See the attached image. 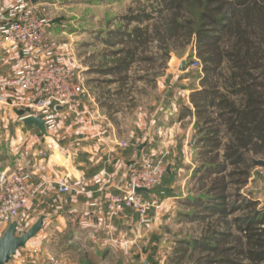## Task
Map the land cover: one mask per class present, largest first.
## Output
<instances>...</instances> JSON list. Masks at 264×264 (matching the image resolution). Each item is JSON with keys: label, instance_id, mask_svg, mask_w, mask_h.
Listing matches in <instances>:
<instances>
[{"label": "trees", "instance_id": "trees-1", "mask_svg": "<svg viewBox=\"0 0 264 264\" xmlns=\"http://www.w3.org/2000/svg\"><path fill=\"white\" fill-rule=\"evenodd\" d=\"M120 21L101 40L106 60L99 69L121 86L135 64L167 65L179 46L194 44L202 63L200 86L190 88L179 113L180 120L195 118L198 155L196 195L179 200L190 210L179 217L201 232L178 240L168 260L264 264V205L243 193L261 167L253 160H264V0H147Z\"/></svg>", "mask_w": 264, "mask_h": 264}, {"label": "crops", "instance_id": "crops-1", "mask_svg": "<svg viewBox=\"0 0 264 264\" xmlns=\"http://www.w3.org/2000/svg\"><path fill=\"white\" fill-rule=\"evenodd\" d=\"M14 1L0 0V8ZM49 31L52 37L53 24ZM102 38L96 41L102 42ZM86 45L92 43L88 41L83 44ZM66 47L55 44L57 53L86 79V86L74 108L59 109V124L49 136L23 122L34 113L27 92L0 88V187L17 168L29 166L30 185L36 192L17 219L19 232L45 216L42 230L27 248L18 251L17 259L25 258L27 249L38 245L41 255L64 258L67 264H102L91 251L104 264H144L146 259L150 264H173L167 259L154 261L152 250L155 242L151 239L156 231L153 223L157 218L162 220L164 212H153L151 223L141 224L131 209L111 217L104 203L108 194L124 186L127 165L143 151L156 148L157 132L170 129H156V120L153 115L150 118L149 112L141 116L136 96L139 86H121L117 75L101 73L92 54L88 59L73 49L66 54ZM25 63L36 64L38 60L25 57L11 42L0 45V80L12 77ZM114 84L117 86H111ZM187 119L195 124V118ZM160 139L165 145L172 142V136ZM187 145L194 149L192 144ZM168 174L172 176V170ZM61 180L80 190L60 194L57 184ZM160 187L145 192L146 198L159 197ZM77 242H83L84 250Z\"/></svg>", "mask_w": 264, "mask_h": 264}, {"label": "rangeland", "instance_id": "rangeland-1", "mask_svg": "<svg viewBox=\"0 0 264 264\" xmlns=\"http://www.w3.org/2000/svg\"><path fill=\"white\" fill-rule=\"evenodd\" d=\"M146 1L36 0V3L46 8L47 13L53 19L54 32L51 38L56 45L59 43L60 47L67 46L66 54L68 51L72 52L71 49L87 59L92 54V61L100 65L106 60L103 56L106 53V46L103 42L96 41V38L100 36L104 38L108 32L121 28L124 24L120 21L121 16L126 14L130 8H136L139 3ZM132 26L134 24L130 28ZM90 32L94 33L89 34ZM88 41L92 45L83 46ZM80 44L82 45L78 46ZM193 45L177 47L172 51L167 65L159 59L153 65L135 64L130 70L131 73L129 72L131 80L128 86H139L136 87L138 88L136 96L140 100L141 116L145 117L149 112L150 118L153 115V119L156 120V129H163V127L170 129L168 132L166 130L157 132L156 148L149 151L158 161H162L166 168L169 165L172 166V176L166 172L157 192L159 196L157 198L163 203L161 211L166 215L162 220L157 218L153 223L156 231L151 240L155 242V249L152 250L155 253L154 261L156 262L168 260L174 254L178 240L198 237L201 232L199 224L181 221L179 214L190 212V210L175 199L179 197L183 200L196 195L193 169L197 165L195 160L198 155L195 148L191 150L187 147L189 146L187 142L190 144L194 142L195 124L190 119L183 122L178 121L180 107L188 101L190 88L200 86L202 76V63L201 69L192 65L195 58ZM182 61H186L184 70L180 69ZM80 75L83 77L81 73ZM140 75L148 77L146 80H141L138 79ZM93 86L97 85L93 84ZM111 86H117V84ZM169 136H172V142L165 145L166 143L160 138ZM243 193L247 196L251 193L261 202V205H264L263 166H258L253 170L252 177ZM77 246L84 250L83 242H77ZM91 254L96 261L104 264L94 251H91Z\"/></svg>", "mask_w": 264, "mask_h": 264}, {"label": "built area", "instance_id": "built-area-1", "mask_svg": "<svg viewBox=\"0 0 264 264\" xmlns=\"http://www.w3.org/2000/svg\"><path fill=\"white\" fill-rule=\"evenodd\" d=\"M40 5L31 0H15L0 8V45L11 42L25 57L38 60L36 64L25 63L12 77L1 79L0 88L27 92L34 109V113L28 116L42 115L48 132H51L59 124V109L66 106L74 108L86 84L79 71L57 53L49 31L53 19L46 8ZM192 65L201 69V62L196 57ZM40 154L45 155L43 151ZM166 172L162 161H158L151 152L143 151L127 165L124 186L106 196L104 203L108 214L115 217L131 209L138 214L141 224L151 223V214L159 212L162 203L157 197L146 198L145 192L136 189L147 188L152 191L161 184ZM31 176L29 166H20L0 187V237L12 222L17 221L34 196L36 190L31 188ZM79 190L66 180L57 184L60 194ZM7 264L67 263L61 257L41 255L40 246L35 245L27 249L25 258L17 259L16 254Z\"/></svg>", "mask_w": 264, "mask_h": 264}, {"label": "water", "instance_id": "water-1", "mask_svg": "<svg viewBox=\"0 0 264 264\" xmlns=\"http://www.w3.org/2000/svg\"><path fill=\"white\" fill-rule=\"evenodd\" d=\"M36 3L35 0L32 1ZM186 61H182L180 66L181 70H184ZM25 125L35 126L40 130L42 135L49 136L45 121L42 115L39 116H27L23 119ZM253 163L264 167V160L254 159ZM171 172V166L167 168V173ZM138 192H150L147 188H137ZM45 216H41L32 226H30L25 232L19 233V222H12L5 232L0 237V264H7L12 261L16 256L17 252L26 247L27 244L35 238L42 230L43 221ZM144 264H150L149 259H146Z\"/></svg>", "mask_w": 264, "mask_h": 264}]
</instances>
